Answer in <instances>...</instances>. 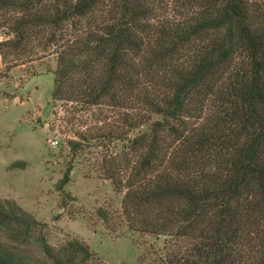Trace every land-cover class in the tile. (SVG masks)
I'll use <instances>...</instances> for the list:
<instances>
[{
	"label": "trees",
	"instance_id": "obj_1",
	"mask_svg": "<svg viewBox=\"0 0 264 264\" xmlns=\"http://www.w3.org/2000/svg\"><path fill=\"white\" fill-rule=\"evenodd\" d=\"M154 1L0 0L1 10L18 12L14 37L0 48L18 51L49 28L48 41L61 42L53 100L145 110L119 125L146 126L128 142L137 160L109 177L129 172L128 229L167 241L156 264H264V0H177L170 19L158 17ZM65 23L80 26L59 40ZM123 131L108 137L123 140ZM5 204V217L24 214ZM45 255L0 243V264L93 258L78 240Z\"/></svg>",
	"mask_w": 264,
	"mask_h": 264
},
{
	"label": "rangeland",
	"instance_id": "obj_2",
	"mask_svg": "<svg viewBox=\"0 0 264 264\" xmlns=\"http://www.w3.org/2000/svg\"><path fill=\"white\" fill-rule=\"evenodd\" d=\"M154 2L159 18H176L177 0ZM17 13L0 9V42L14 37ZM79 26L65 23L58 39ZM50 32L34 31L15 52L0 48V243L45 259V248L78 240L93 253L92 264H140L143 258L141 264H156L167 241L128 229L122 198L129 172H117L115 182L109 177L137 160L128 142L147 132L145 125L119 126L124 114L142 120L147 113L136 103L123 110L53 100L61 42L48 41ZM111 130H124V139L108 137ZM68 167L69 180L60 187ZM6 201L24 213L18 220L4 216Z\"/></svg>",
	"mask_w": 264,
	"mask_h": 264
}]
</instances>
